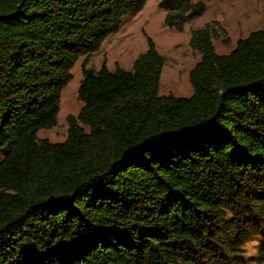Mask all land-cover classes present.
<instances>
[{"label": "trees", "instance_id": "1", "mask_svg": "<svg viewBox=\"0 0 264 264\" xmlns=\"http://www.w3.org/2000/svg\"><path fill=\"white\" fill-rule=\"evenodd\" d=\"M148 0H0V264L264 262V30L227 55L190 30L188 97L161 96L164 59L86 68ZM203 0H159L179 33ZM225 34L224 31H221ZM83 59L62 143L61 92Z\"/></svg>", "mask_w": 264, "mask_h": 264}, {"label": "rangeland", "instance_id": "2", "mask_svg": "<svg viewBox=\"0 0 264 264\" xmlns=\"http://www.w3.org/2000/svg\"><path fill=\"white\" fill-rule=\"evenodd\" d=\"M158 3L159 0H148L141 12L125 17L119 31L107 37L101 49L88 59L86 68L98 71L104 62L109 71L130 70L134 59L147 50L149 39L164 59L159 94L188 97L191 94L188 74L199 61L198 53L189 46L190 30L209 25L216 33L212 45L218 55H227L237 41L264 30V0H203V15L185 24L181 33L164 26L165 14ZM82 63L80 59L73 67L71 81L61 92L56 127L39 131L38 140L65 141L67 120L76 118L81 108L77 90ZM257 245L258 240L252 237L242 246L240 255L247 264H264L256 261Z\"/></svg>", "mask_w": 264, "mask_h": 264}]
</instances>
